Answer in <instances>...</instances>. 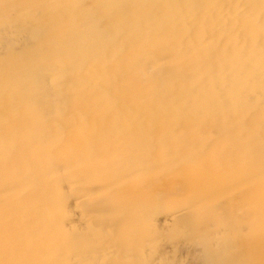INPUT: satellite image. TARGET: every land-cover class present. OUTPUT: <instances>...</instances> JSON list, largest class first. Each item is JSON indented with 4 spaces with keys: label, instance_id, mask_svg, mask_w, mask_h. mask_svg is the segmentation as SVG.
Returning <instances> with one entry per match:
<instances>
[{
    "label": "bare ground",
    "instance_id": "1",
    "mask_svg": "<svg viewBox=\"0 0 264 264\" xmlns=\"http://www.w3.org/2000/svg\"><path fill=\"white\" fill-rule=\"evenodd\" d=\"M93 2V7L86 10L78 7L77 0H0V30L5 23L15 26L6 16L10 13L7 10L30 14L32 8L40 6L45 12L38 23L24 25L28 28L14 27V39L30 46L0 58L3 183L21 193L31 182L46 188L44 196L51 195L54 186L49 175L55 174L45 171V146L59 151L74 146L75 138L82 137L80 126L87 118L79 109L84 105L91 107L103 101L110 106L106 107L103 125L109 126L108 130L118 125L113 99L104 98L107 87L121 94L139 89L141 96L145 91L154 98L151 95L157 91V83L146 79L162 66L164 59L157 57L164 49L169 61L163 69L161 89L171 98L166 99L165 108L158 109L155 120L183 125L186 132L176 143L186 149L177 151L178 159L185 152L195 155V138L205 146L216 135L217 140L202 146L196 155L205 167L199 175L216 181L218 192L237 194L244 190L247 200L264 208V102L259 100L264 93V0ZM193 47H197L195 51ZM142 53L148 59L145 56L146 60H141ZM60 73L68 76V83L57 89L55 101L47 103V109L63 108L66 114L55 112L50 123L47 111H43L46 94L37 93L35 88L36 84L54 82ZM137 78L143 79L140 84H136ZM99 90L102 97L96 92ZM141 102L137 106L148 110L149 105ZM149 109L152 115L153 107ZM147 117L143 116L146 121ZM59 126L62 129L58 131ZM202 126L206 128L192 129ZM165 127L160 128V137ZM158 134L151 136L152 142L145 140L146 134L132 137L124 144L125 149L115 146L114 150L133 158L136 171L148 170ZM42 137H46V142H40L43 146L38 142ZM15 148L28 155L24 159L27 162H18L17 158L13 166L23 169L21 177L12 174L10 167L4 169ZM215 166L219 168L217 175L213 173Z\"/></svg>",
    "mask_w": 264,
    "mask_h": 264
},
{
    "label": "rangeland",
    "instance_id": "2",
    "mask_svg": "<svg viewBox=\"0 0 264 264\" xmlns=\"http://www.w3.org/2000/svg\"><path fill=\"white\" fill-rule=\"evenodd\" d=\"M93 1L77 0L78 7L90 9ZM7 11L10 13L6 16L15 26L25 28L45 15L40 6L32 8L30 14ZM15 26H1L0 58L30 46L14 39ZM144 53L140 54L143 61L147 56ZM158 55L164 62L146 79L157 83V91L151 95L154 98L145 91L141 96L139 89L121 94L107 87L104 98L113 99L114 111L120 118L118 125L109 130L103 125L106 107H110L103 101L91 107L84 105L79 109L87 118L80 126L82 137L75 138L74 146L70 144L68 150L62 151L45 146V171L55 174L49 175L54 186L51 195L44 196L42 191L46 188L31 182L19 193L0 179V264H264V208L247 200L244 190L237 194L220 191V195L216 181L199 175L205 167L196 155L217 136L209 138L205 146L193 136L198 143L195 155L185 152L178 159L179 149H186L176 143L186 132L183 125H176L173 120L156 122L158 109L163 105L165 108L166 99L171 98L161 89L168 54L160 49ZM67 77L60 73L52 83L36 84V92L47 96L43 98V111H47L50 123L55 112H66L63 108L49 112L47 103L55 101L57 89L68 83ZM141 80L137 78L136 84ZM259 100L264 102V93ZM139 101L153 107L152 115L149 107L144 110L137 106ZM146 114L149 122L143 118ZM137 125L140 128L134 127ZM164 126L165 133L160 137ZM61 129L59 126L58 131ZM157 131L156 150L151 151L148 170L136 171L133 158L130 160L122 150H114L115 146L125 149V143L141 134L152 142L151 136ZM45 138L38 140L41 146ZM27 157L21 148H15L4 169L10 167L12 174L21 177L23 169L13 166L16 161L27 162ZM218 170L215 166L214 175Z\"/></svg>",
    "mask_w": 264,
    "mask_h": 264
}]
</instances>
